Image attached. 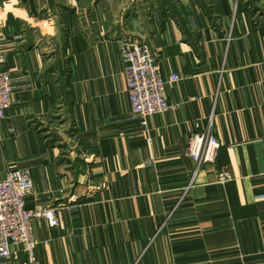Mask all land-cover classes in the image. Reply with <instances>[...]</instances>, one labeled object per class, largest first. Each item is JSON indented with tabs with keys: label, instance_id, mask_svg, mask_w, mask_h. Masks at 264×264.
Here are the masks:
<instances>
[{
	"label": "crops",
	"instance_id": "crops-1",
	"mask_svg": "<svg viewBox=\"0 0 264 264\" xmlns=\"http://www.w3.org/2000/svg\"><path fill=\"white\" fill-rule=\"evenodd\" d=\"M264 0H0V180L27 171L39 264H264ZM157 55L170 109L145 132L120 42ZM220 142L200 169L193 133ZM226 167L232 180L218 183ZM0 264H29L20 247Z\"/></svg>",
	"mask_w": 264,
	"mask_h": 264
},
{
	"label": "built area",
	"instance_id": "built-area-1",
	"mask_svg": "<svg viewBox=\"0 0 264 264\" xmlns=\"http://www.w3.org/2000/svg\"><path fill=\"white\" fill-rule=\"evenodd\" d=\"M120 51L131 113L147 132L148 118L170 109L166 86L180 81V76L172 75L165 81L157 55L144 42L130 38L122 40ZM11 83L12 76L0 68V121L12 106ZM220 148L219 140L211 132L193 133L188 138L186 152L200 169L216 164ZM217 174L219 184L232 180L226 167ZM34 192V183L27 171L11 169L0 180V261L9 260L12 249L20 247L28 256L29 264H39L35 254L34 221L44 219L51 228H61L56 208H27V199Z\"/></svg>",
	"mask_w": 264,
	"mask_h": 264
},
{
	"label": "rangeland",
	"instance_id": "rangeland-1",
	"mask_svg": "<svg viewBox=\"0 0 264 264\" xmlns=\"http://www.w3.org/2000/svg\"><path fill=\"white\" fill-rule=\"evenodd\" d=\"M263 4H258L260 9L264 10V1H262Z\"/></svg>",
	"mask_w": 264,
	"mask_h": 264
}]
</instances>
